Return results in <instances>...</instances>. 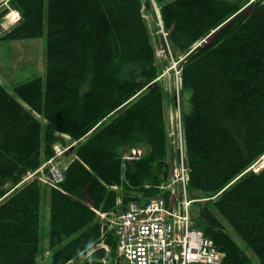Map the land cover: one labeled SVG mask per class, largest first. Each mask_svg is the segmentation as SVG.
<instances>
[{
	"label": "trees",
	"instance_id": "obj_1",
	"mask_svg": "<svg viewBox=\"0 0 264 264\" xmlns=\"http://www.w3.org/2000/svg\"><path fill=\"white\" fill-rule=\"evenodd\" d=\"M154 1L169 47L188 54V190L206 204L194 228L225 254L222 264H249L236 238L264 264V167L248 170L264 157V0ZM143 6L0 0V22L8 7L20 15L0 43L46 35L43 75L11 90L0 82V264H38L43 193L50 264H120L114 218L157 197L170 176L165 95ZM133 66L139 78L127 74ZM71 143V161L57 156L55 146ZM139 146L143 158L123 168L122 155ZM51 159L67 163L61 182L47 167L24 180Z\"/></svg>",
	"mask_w": 264,
	"mask_h": 264
},
{
	"label": "rangeland",
	"instance_id": "obj_2",
	"mask_svg": "<svg viewBox=\"0 0 264 264\" xmlns=\"http://www.w3.org/2000/svg\"><path fill=\"white\" fill-rule=\"evenodd\" d=\"M144 2L143 10L146 25L151 34L154 50L156 53V65L160 69V74L155 79V82L163 88L164 99V125H165V155L169 162L170 169L176 164L177 154L179 152V140H181L180 121L183 113L190 108L188 102V92L183 93L179 88V72H181L182 59L186 54H174L169 47L168 41H165L164 35L167 32L164 30L160 12L157 3L154 0H142ZM254 0H249L253 2ZM149 3V8L146 4ZM6 4V3H5ZM8 13L1 19L0 31L4 32L15 25L19 19V14L16 10L8 7ZM46 35L39 39H28L23 41L1 42L0 43V82L11 90L15 83L24 82L32 79L36 75H43L44 70V50H45ZM129 77L139 78V68L133 66L126 70ZM44 121V119H40ZM71 144L68 146V148ZM65 148V149H68ZM138 148H144L139 146ZM145 149V148H144ZM61 162V163H60ZM52 161L53 164H64L65 160ZM63 162V163H62ZM48 167V166H47ZM264 167V157H262L255 165H252L248 170L253 172ZM169 169V171H170ZM43 172V169L40 173ZM169 173V172H168ZM205 203L197 204L193 208V217L197 218ZM204 210V209H203ZM48 223H49V205L48 194L43 193L40 211V249L41 256L38 264H50L52 250L48 245ZM239 246L249 256V264H258L257 256L245 245V243L236 238ZM118 256V255H117Z\"/></svg>",
	"mask_w": 264,
	"mask_h": 264
},
{
	"label": "built area",
	"instance_id": "obj_3",
	"mask_svg": "<svg viewBox=\"0 0 264 264\" xmlns=\"http://www.w3.org/2000/svg\"><path fill=\"white\" fill-rule=\"evenodd\" d=\"M180 137L179 150L183 152L184 143L182 136ZM132 154L128 159L134 160L140 156V152L137 151H133ZM179 165L188 176V169L182 158ZM51 174L55 183L63 180L60 170L51 171ZM175 177H179V173L172 171L171 178ZM162 187L168 190L170 184ZM172 191L177 198L170 194L168 202L157 198L145 205L131 203L127 211L118 216L115 226L118 252L123 263L222 264L225 254L217 250L210 239L192 236L185 231L186 223L190 219L191 204L187 196V187L176 186ZM171 222L177 223L180 228L175 231L170 226Z\"/></svg>",
	"mask_w": 264,
	"mask_h": 264
},
{
	"label": "bare ground",
	"instance_id": "obj_4",
	"mask_svg": "<svg viewBox=\"0 0 264 264\" xmlns=\"http://www.w3.org/2000/svg\"><path fill=\"white\" fill-rule=\"evenodd\" d=\"M19 19H20V16H19ZM19 19H18V21H19ZM17 21V22H18ZM204 41V39L202 40V42ZM200 43H201V41H200ZM197 45V44H196ZM200 45V44H199ZM195 48V47H194ZM193 48V49H194ZM187 55L188 54H186L185 55V58L187 57ZM184 58V59H185ZM184 59H182V61H184ZM178 73H179V89L180 90H182V88H181V72H179L178 71ZM52 160V159H51ZM125 165H126V155L125 154H123L122 155V166H123V168H125ZM40 169V171L43 169V167H40L39 168ZM50 171H52V172H55V171H59V167L58 166H56V165H53L52 167H50V168H48ZM172 171H176V172H178L179 173V177H175V178H171V177H168V179L166 180V183L167 184H170V187L169 188H167L169 191H170V194L172 195V196H175V193L172 191V189L174 188V187H176V186H180V185H183V186H185V187H188V176H186V174L184 173V171H183V169H182V167L180 166V165H178V164H176V165H173L172 166ZM31 177H30V175L29 174H27L25 177H24V180H29ZM159 190H160V192H164L165 191V188H163L162 186L161 187H159ZM174 211V210H173ZM170 226H171V228L172 229H174L175 231H177L179 228H180V226L177 224V223H175V222H171L170 223ZM185 231L187 232V233H189L190 235H192V236H202L203 238H207V237H205L204 236V234H203V232L201 231V230H198V229H195L194 228V220H193V217L192 218H190L189 220H188V222L186 223V226H185Z\"/></svg>",
	"mask_w": 264,
	"mask_h": 264
},
{
	"label": "crops",
	"instance_id": "obj_5",
	"mask_svg": "<svg viewBox=\"0 0 264 264\" xmlns=\"http://www.w3.org/2000/svg\"><path fill=\"white\" fill-rule=\"evenodd\" d=\"M65 159H66V160L69 159V160L71 161V160H72V155H70V154L66 155Z\"/></svg>",
	"mask_w": 264,
	"mask_h": 264
}]
</instances>
